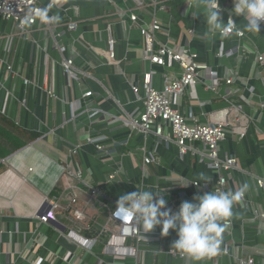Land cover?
I'll use <instances>...</instances> for the list:
<instances>
[{
	"label": "crops",
	"instance_id": "obj_1",
	"mask_svg": "<svg viewBox=\"0 0 264 264\" xmlns=\"http://www.w3.org/2000/svg\"><path fill=\"white\" fill-rule=\"evenodd\" d=\"M38 3L47 10L48 19L37 21L26 37L16 34L13 22L0 17V115L37 135L33 142L11 152L0 137V264H67L60 258L66 250L73 253L76 264H108L111 258L101 253V243L86 252L60 235L58 229L67 223L60 209L55 222L39 223L36 218L52 198L64 204L69 193H78L64 187L70 181L63 176V160L71 146L83 143L89 133L105 135L108 143L129 138L127 147L136 152L133 157L118 148L112 160L102 162L94 157L92 146H84L75 157L83 168H91L92 182L114 201L140 190L139 182H143L142 189L155 192L157 182L167 202L178 190L185 192L181 201L175 202L172 210L176 211L182 201L195 202L194 196L208 192L190 183L182 187V179L186 183L197 181L203 174L210 180L198 182L212 188L218 172L196 154H180L175 143L143 134L125 122L143 109L140 97L144 78L161 90L165 79L177 78L181 71L177 63L158 66L143 59L138 26L122 20L116 9L133 6L132 0ZM168 5L167 10L155 15L164 28L156 34L157 39L180 48L188 46L219 83L215 92L201 82L187 88L176 97L177 108L189 123L210 122L212 114L228 104L237 106L249 119L244 138L230 133L218 147L220 156L228 154L237 160L232 170L223 172L225 191L235 192L243 185L247 189L233 204L231 224L221 234L216 256L200 260L172 256L169 249L179 252L171 246L176 232L170 229L167 236H162L156 226L147 234L138 257L145 264H211L215 260L218 264H239L248 257L255 264H264V217L256 213L264 207V185H257V179L264 180V63L258 61V56L264 57V25H260L259 33L246 30L244 17L232 12L233 0H223L221 20L226 14L232 15L237 28L244 32L242 39L234 35L224 38L209 30L199 0H171ZM150 10L148 7L135 13L142 23H148ZM69 21L75 22L74 31L68 30ZM109 33L115 51L111 62L107 60ZM231 48L235 50L232 55H218ZM66 58H72L76 75L62 72ZM209 77L201 72L202 82ZM227 79L231 81L226 83ZM130 84L137 85V93ZM47 89L54 96H49ZM86 91H92L91 96L83 97ZM93 109L100 114L89 118L87 114ZM0 133L11 143H22L7 125H0ZM141 146L153 151L157 161L148 167L143 180L138 151ZM191 146L204 151L198 142ZM118 165L124 179L105 182L107 172ZM79 196L84 194L80 191ZM51 253L56 254L52 262Z\"/></svg>",
	"mask_w": 264,
	"mask_h": 264
},
{
	"label": "built area",
	"instance_id": "obj_2",
	"mask_svg": "<svg viewBox=\"0 0 264 264\" xmlns=\"http://www.w3.org/2000/svg\"><path fill=\"white\" fill-rule=\"evenodd\" d=\"M171 0H132L133 6L127 9L117 7V12L122 20H130L131 23L136 24L139 28L142 37L143 59L151 64L164 66L166 64L177 63L181 69L177 78L165 79L163 88L157 90L149 82L148 78L142 80L143 95L140 97L143 109L136 117H130L125 122L135 130L143 134H151L154 137L161 138L165 142H173L177 145L180 154L192 153L206 162L209 167L218 172V177L212 188L206 184H200L193 180L190 184L194 187L201 188L205 191H225L226 176L223 172L232 170L237 160L234 156L225 154L220 156L218 147L223 142L228 134H234L239 138H244L247 134L249 119L232 104L217 110L213 113L210 122L206 123H189L185 116L178 110L176 97L182 95L184 91L193 87L199 82L203 83L206 88L215 92L218 87V80L212 75L208 66L197 60L195 52L190 50L188 46L176 47L175 45L166 42H160L156 34L161 32L164 28L156 18L157 11H165L168 9V4ZM52 3H50L51 5ZM190 5V3H188ZM221 13L224 10L223 0H219ZM151 8V20L148 23H142L135 10H143ZM43 10L39 5L38 0H0V17L13 22L17 28L16 34L26 37L30 34V28L36 24L37 21L42 20L38 13ZM234 20L233 16L226 14L223 22L227 20ZM27 21V22H25ZM235 21V20H234ZM141 22V23H139ZM264 25V22H261ZM48 26V24H47ZM67 28L74 31L76 24L73 21L67 23ZM231 35L238 39L244 37V32L237 28ZM192 34L191 31H189ZM107 51L108 62L114 61V38L111 33L107 37ZM234 48L218 52V55L226 56L234 53ZM258 61L264 63V57L258 56ZM8 71H11V66H6ZM76 68L73 65L72 58H66L62 63V72L67 75H76ZM205 71L209 74V78L202 82L201 72ZM210 71V72H209ZM231 79H227L229 83ZM25 83L28 80H24ZM130 88L135 93L138 92L136 84H130ZM49 96H54L53 91L47 89ZM92 91H86L82 96H91ZM75 107V104L73 105ZM88 110V109H87ZM88 112V111H87ZM100 114V110L93 109L87 114L92 118ZM193 142H198L204 147V151H199L191 145ZM129 138H121L107 142L106 136L101 133L87 134L83 143L74 144L69 148L68 156H65L63 164V176L70 182H66L64 187L66 190H77L67 195L66 202L60 204L57 198L50 200V205L44 210L41 215L36 218L39 223L55 222L57 217V209L62 211L67 223L58 231L65 239L71 241L86 252L91 251L98 243H101V253L111 258L108 264H129L127 260H133L130 264H145L138 256L141 251V245L144 240L148 239L142 224H137L135 220L123 221L113 215L116 206V201L109 198L106 193L101 190L99 184L92 182V170L90 167L83 168L76 160V156L84 146H92L94 148L98 160L105 162L112 160L114 153L118 148H123L126 154L133 157L136 153L131 148H128ZM139 156L141 158L140 172L142 180L145 172L150 165L157 164L154 153L147 150L146 147L138 148ZM123 176V177H122ZM105 182H120L124 179V172L122 166L118 165L110 169L106 176ZM122 178V179H121ZM186 183L181 180L180 184ZM143 182L138 183V187L142 189ZM155 182L154 188L157 192L162 193L164 189L158 187ZM257 185L262 187L264 180L257 179ZM184 187V186H182ZM84 194V197L79 196V192ZM185 196V192L178 190L175 194L170 195V199L166 207L173 209L175 202H180ZM244 196V194H243ZM243 196L241 198H243ZM102 213L104 215H102ZM257 215L264 217V207L256 211ZM101 216L103 218L99 219ZM226 227L231 224L229 219ZM168 253L175 257L186 259L187 255L175 252L172 249ZM56 254H50V262ZM60 258L67 264H76L73 253L66 250L64 255ZM183 264H188L187 262ZM211 264H218L215 260ZM239 264H255L252 257L241 259Z\"/></svg>",
	"mask_w": 264,
	"mask_h": 264
},
{
	"label": "clouds",
	"instance_id": "obj_3",
	"mask_svg": "<svg viewBox=\"0 0 264 264\" xmlns=\"http://www.w3.org/2000/svg\"><path fill=\"white\" fill-rule=\"evenodd\" d=\"M233 3L232 12L244 17L246 30L259 33L264 22V0H233ZM199 4L203 5V16L213 34L219 32L227 38L238 30L234 20L228 19L226 23L221 20L219 0H199ZM46 13L44 9L38 15L47 20ZM198 180L207 182L210 177L201 174ZM189 183L180 185L187 187ZM246 189L247 185H243L235 192L208 191L194 196L195 202L182 201L176 211L166 207L167 201L160 192L140 189L121 195L113 215L123 221L135 220L145 232L159 226L160 234L167 236L170 229L174 230L177 238L172 247L194 260L211 258L220 251V238L226 227L221 221L227 222L233 216V204Z\"/></svg>",
	"mask_w": 264,
	"mask_h": 264
},
{
	"label": "trees",
	"instance_id": "obj_4",
	"mask_svg": "<svg viewBox=\"0 0 264 264\" xmlns=\"http://www.w3.org/2000/svg\"><path fill=\"white\" fill-rule=\"evenodd\" d=\"M7 125L8 128L10 130H12V132H14L16 135H18V137L21 139L22 143L18 144V143H11L9 142L6 137H4L1 133H0V137H3V140L7 142V148L9 149V152L14 151L19 149L21 146L31 143L33 142L36 138L37 135L36 134H30L29 132H27L24 129H20L17 126H15L9 119H7L6 117H4L3 115H0V125ZM139 177L136 178V180L138 181Z\"/></svg>",
	"mask_w": 264,
	"mask_h": 264
},
{
	"label": "water",
	"instance_id": "obj_5",
	"mask_svg": "<svg viewBox=\"0 0 264 264\" xmlns=\"http://www.w3.org/2000/svg\"><path fill=\"white\" fill-rule=\"evenodd\" d=\"M45 210V209H44ZM44 210L42 211V210H40L39 212H38V214L37 215H41L43 212H44Z\"/></svg>",
	"mask_w": 264,
	"mask_h": 264
}]
</instances>
